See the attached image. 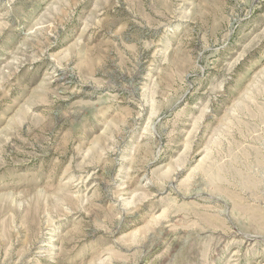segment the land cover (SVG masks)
<instances>
[{
    "label": "rangeland",
    "instance_id": "obj_1",
    "mask_svg": "<svg viewBox=\"0 0 264 264\" xmlns=\"http://www.w3.org/2000/svg\"><path fill=\"white\" fill-rule=\"evenodd\" d=\"M0 264H264V0H0Z\"/></svg>",
    "mask_w": 264,
    "mask_h": 264
}]
</instances>
